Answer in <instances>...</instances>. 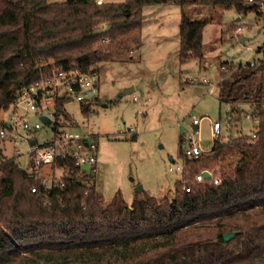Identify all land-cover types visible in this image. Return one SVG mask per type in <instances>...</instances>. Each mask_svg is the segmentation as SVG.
<instances>
[{
	"label": "trees",
	"instance_id": "trees-1",
	"mask_svg": "<svg viewBox=\"0 0 264 264\" xmlns=\"http://www.w3.org/2000/svg\"><path fill=\"white\" fill-rule=\"evenodd\" d=\"M167 1L185 2L0 0V110L9 108L20 87L53 67L98 73L99 62L136 41L142 6ZM189 1L234 5L239 13L259 8L254 1ZM100 18L107 21L106 31L97 29ZM204 24L181 14L180 62L203 57ZM222 65L218 100L230 105L231 122L242 113L239 105L248 103L255 129L249 137L225 141L217 136L207 154L186 159L188 182L202 169L212 175L189 182L188 191L176 182L172 197L136 194L127 203L117 193L103 203L94 174L80 172L71 158L53 162L52 169L63 168V186L53 188L14 157L1 160L0 264H16L26 252H40L42 264H247L262 256L264 61L255 67L228 61ZM69 100H54L53 125L65 115ZM99 101H80L81 111L87 114ZM228 232L234 236L225 241Z\"/></svg>",
	"mask_w": 264,
	"mask_h": 264
},
{
	"label": "rangeland",
	"instance_id": "rangeland-1",
	"mask_svg": "<svg viewBox=\"0 0 264 264\" xmlns=\"http://www.w3.org/2000/svg\"><path fill=\"white\" fill-rule=\"evenodd\" d=\"M257 12L252 9L239 13L234 5L195 4L189 0L181 5L173 1L144 4L141 28L134 33L136 41H129L121 53L112 55L113 59L98 63L99 103L92 104L85 114L80 102L70 99L58 125L43 124L30 136L38 142H47L66 129H75L96 137V164L91 174L103 203L117 193L127 203L136 194L172 197L175 183L182 184V179L188 178L185 173L181 176L169 171L168 167L183 163L180 151L191 136L201 139L205 155L213 142L211 121H220L218 136L225 141L239 135L249 137L255 129L256 121L246 102L239 105L242 113L237 120L230 121V105L218 100L217 82L222 62L245 63L263 55L264 6H259ZM182 13L205 22L201 59L190 57L180 62ZM96 25L98 31L108 28L103 18ZM238 25L241 30L236 32ZM210 83L213 93L208 91ZM127 87L134 89L123 93ZM134 95L136 101L132 100ZM11 110V106L0 110V127L8 122ZM52 110L53 103L48 100L38 113L30 112L27 120L34 122L40 113L45 115ZM200 116L204 117L197 131L192 117ZM16 133L19 135L16 141L0 139V161L14 157L30 170L28 145L20 142L26 133L20 127ZM39 171L42 173V168ZM55 174L60 175L57 170ZM138 184L142 185L141 191H135ZM36 253L40 252L24 253L25 258H19L16 264H42V257ZM247 264H264V253Z\"/></svg>",
	"mask_w": 264,
	"mask_h": 264
},
{
	"label": "built area",
	"instance_id": "built-area-1",
	"mask_svg": "<svg viewBox=\"0 0 264 264\" xmlns=\"http://www.w3.org/2000/svg\"><path fill=\"white\" fill-rule=\"evenodd\" d=\"M87 1L91 4L103 5L106 3H116L125 0ZM253 1L254 0H247V2ZM257 4L259 6H264V0H260ZM235 30L236 32H239L241 30V26L238 25ZM262 61H264V52L260 57L248 60L245 63H248L250 67H255ZM231 62L232 61H228V63ZM221 69H225V66L222 65ZM98 81L99 75L97 72L82 71L77 68L62 69L53 67L49 71L42 73L40 78L35 82L24 85L16 91L15 98L10 104L12 108L11 116L9 117L8 122L4 123L0 127V139L9 138V140L16 141L15 137L19 136L18 133H16L18 127L25 131L26 137L22 138L20 142H25L28 145V152L31 155L29 171L40 177L42 179V184L47 188L63 186V181L61 180L63 168L56 167L55 169H52L53 162L57 157L71 158L75 166L79 167V171L84 174L91 173V171L94 170L96 164V154L94 152L97 148L96 137L75 129H66L58 135L51 137L47 142H38L36 138L31 137L30 135L32 132L41 129L42 125L45 124L40 119V116L43 114L40 113L34 122L27 120V116L30 112L38 113L40 109H43V107L47 105V101L51 100L53 103V110L45 115L51 118L52 123L54 100L56 98L74 99L79 102L94 99L99 93ZM205 81L206 80H204V82ZM208 85V91L213 93V83ZM132 100L136 101L137 96L134 95ZM203 117L204 116L192 117V124L197 131L199 130V124ZM210 128L212 139H214L220 132V121H211ZM12 133L15 134L12 135ZM252 136H255V134L252 133ZM32 140L34 141L33 144H31ZM206 152L207 151H205L201 146V139L199 137L193 138V136H191L180 153L183 158V163L169 166L168 170L178 172L182 176L186 171L185 160L197 159ZM173 162H175V160ZM41 168L42 173L39 171ZM56 170L59 171L60 175L55 174ZM203 170L207 169H202L194 175V182H202L206 179L202 174ZM2 178L3 175L0 171V180ZM213 182L218 184V178H213ZM182 187L187 191L190 189L186 179H182ZM31 191H35V187H32Z\"/></svg>",
	"mask_w": 264,
	"mask_h": 264
},
{
	"label": "water",
	"instance_id": "water-1",
	"mask_svg": "<svg viewBox=\"0 0 264 264\" xmlns=\"http://www.w3.org/2000/svg\"><path fill=\"white\" fill-rule=\"evenodd\" d=\"M133 87H127L123 90V93H129L131 91H133ZM40 119L42 120L43 123L45 124H50L51 123V118L47 115H41L40 116ZM33 140L31 141V144H33ZM169 160L171 162L174 161V158L172 156H169ZM202 174L205 178H210L211 177V174L208 170H203L202 171ZM142 190V185L141 184H138L136 187H135V191H141ZM234 236V232H228V233H225L223 234V238L225 241L229 240L230 238H232Z\"/></svg>",
	"mask_w": 264,
	"mask_h": 264
},
{
	"label": "crops",
	"instance_id": "crops-1",
	"mask_svg": "<svg viewBox=\"0 0 264 264\" xmlns=\"http://www.w3.org/2000/svg\"><path fill=\"white\" fill-rule=\"evenodd\" d=\"M261 48V47H260Z\"/></svg>",
	"mask_w": 264,
	"mask_h": 264
}]
</instances>
